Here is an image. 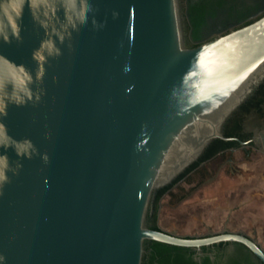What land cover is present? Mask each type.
<instances>
[{"label": "water", "instance_id": "obj_1", "mask_svg": "<svg viewBox=\"0 0 264 264\" xmlns=\"http://www.w3.org/2000/svg\"><path fill=\"white\" fill-rule=\"evenodd\" d=\"M263 82L264 15L188 47L180 0H0V264H143L145 242L236 243L264 264L242 233L147 224L214 141L244 146L224 130ZM259 166L217 156L159 209Z\"/></svg>", "mask_w": 264, "mask_h": 264}, {"label": "flooded vegetation", "instance_id": "obj_2", "mask_svg": "<svg viewBox=\"0 0 264 264\" xmlns=\"http://www.w3.org/2000/svg\"><path fill=\"white\" fill-rule=\"evenodd\" d=\"M180 6L188 47H197L218 35H226L250 25L264 15V0H180ZM226 128H239L240 137L233 139L244 143V146L237 143L238 147L221 151L215 157L231 152L264 155V82L234 114ZM249 238L257 242L255 238ZM257 244L264 250L258 242ZM186 258H191L195 264H262L248 249L236 243L203 247L202 255L192 249Z\"/></svg>", "mask_w": 264, "mask_h": 264}, {"label": "crops", "instance_id": "obj_3", "mask_svg": "<svg viewBox=\"0 0 264 264\" xmlns=\"http://www.w3.org/2000/svg\"><path fill=\"white\" fill-rule=\"evenodd\" d=\"M232 170L234 173L228 176L225 168L221 169L207 187L199 189L200 197L206 198L202 201L195 195L202 201L197 207L198 218L210 224L209 227H213L216 233L226 230L243 233L255 238L264 248V166L239 167ZM212 197L222 205L221 212L215 216L208 210L212 209L210 203ZM249 209H257V212L249 216ZM162 212L160 211L158 226L167 225ZM184 218L183 220H188L189 217L187 215Z\"/></svg>", "mask_w": 264, "mask_h": 264}, {"label": "trees", "instance_id": "obj_4", "mask_svg": "<svg viewBox=\"0 0 264 264\" xmlns=\"http://www.w3.org/2000/svg\"><path fill=\"white\" fill-rule=\"evenodd\" d=\"M230 121H232V118L230 119ZM239 131H240L239 128L228 129L225 127L224 136L226 138L240 137ZM234 147H238V144L235 141L233 142H224L220 140L214 141L196 164L191 166L184 174H182L176 181H174L173 184L162 190H159L155 196L154 208L147 218L148 226L156 231L161 230V228L157 225L159 202L167 193H169V191L176 184L180 183L181 181L186 179L191 173L195 172L200 167L201 164L211 161L221 151L228 150ZM199 187L201 186H198L193 190H191V192H188L183 196H180L176 205H179L180 203L187 200L194 191L199 189ZM186 238H193V237H186ZM144 247L146 253L143 258V264H195L191 258H186L187 253L192 251V249L178 248L156 242H145Z\"/></svg>", "mask_w": 264, "mask_h": 264}, {"label": "rangeland", "instance_id": "obj_5", "mask_svg": "<svg viewBox=\"0 0 264 264\" xmlns=\"http://www.w3.org/2000/svg\"><path fill=\"white\" fill-rule=\"evenodd\" d=\"M221 169L223 168L215 170L216 175L211 181H213L218 176ZM225 173L229 176L231 175V173H234V170H232V168H225ZM200 188L201 187H199V189ZM199 189H197L195 195H198L200 200L204 201L206 197H200ZM194 197L195 196L189 197L187 200L180 203L176 208L159 209L158 218L160 215V211H163V219L165 220V224H167L161 225L162 227L159 225V227L166 232L173 233L174 235L180 237H203L206 235L215 234L216 232L213 231V227H209L210 224L203 222L198 218L197 207L202 204V201L198 200V197ZM219 202L216 200V198H211L210 203L212 209L208 210L212 214V216H215V214L221 212L222 205ZM255 212H257L255 209H249V216H251V214H254ZM187 215L189 217L187 218L188 220H183ZM191 216H194V218H191ZM212 225L214 226V223Z\"/></svg>", "mask_w": 264, "mask_h": 264}]
</instances>
